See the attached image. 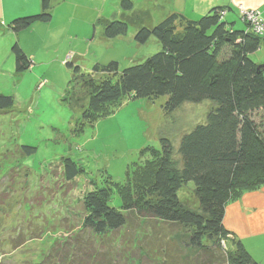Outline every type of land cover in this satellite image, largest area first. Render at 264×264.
<instances>
[{"label": "trees", "instance_id": "obj_1", "mask_svg": "<svg viewBox=\"0 0 264 264\" xmlns=\"http://www.w3.org/2000/svg\"><path fill=\"white\" fill-rule=\"evenodd\" d=\"M52 1L40 0V11L7 22L15 34L10 53L16 73L33 64L19 35L51 20ZM119 6L129 11L132 1L121 0ZM229 10L212 6L197 19L171 13L154 25H139L133 41L144 46L154 40L159 51L121 71L115 59L95 62L89 71L67 61L73 71L62 101L71 109L79 108L76 134L85 123L113 113L123 98L165 96L166 119L184 103L210 104L205 121L183 132L177 146L160 135V149L141 148L124 182L108 177L104 187L86 192L79 228L64 232L33 264H111L114 249L106 245L107 238L135 223L157 264H258L223 220L228 203L264 186V68H259L264 59L251 58L260 49L264 31L236 27L224 18ZM99 22L105 39L129 31L124 19L113 16ZM13 104L12 96L0 93V113ZM34 150L22 145L19 153L31 155ZM59 165L69 186L85 172L70 157H63ZM189 182L198 210L186 207L178 197ZM113 192L120 198V208L109 205ZM41 203L36 201V207ZM177 227L186 236L179 244L170 239ZM18 236L14 249L21 246L23 234Z\"/></svg>", "mask_w": 264, "mask_h": 264}, {"label": "rangeland", "instance_id": "obj_2", "mask_svg": "<svg viewBox=\"0 0 264 264\" xmlns=\"http://www.w3.org/2000/svg\"><path fill=\"white\" fill-rule=\"evenodd\" d=\"M98 4L103 6V2ZM100 7L87 14L95 17L87 27L75 17L73 29L60 37L46 38L33 27L20 33L19 43L33 62L22 73L15 72L10 53L15 34L7 24H0V93L12 96L14 101L11 110L0 113V264L38 262L64 232L79 228L86 192L104 187L108 177L124 182L126 170L138 161L141 148L160 149V135L168 136L177 146L183 132L205 121L208 101L184 103L166 119L162 109L165 96L154 100L123 98L113 113L92 124L85 123L78 134L74 132V123L81 116L79 108L71 109L62 101L73 71L67 61L89 71L95 62L115 59L121 71L140 63L143 55L159 51L152 43L139 49L133 39L129 41L131 33L134 35L132 28L118 39L103 40L99 35L88 39L94 31L102 32L99 19L111 20L117 10L107 1V14L99 16ZM237 8L242 22L254 25V21L241 16L242 5ZM258 52L251 57L254 61L264 59L263 38ZM22 145L35 150L31 155L20 154ZM63 157L78 161L85 171L70 186L61 175ZM193 188L192 182L187 183L178 197L186 207L198 210ZM36 201L42 203L36 207ZM109 205L120 208L116 192ZM21 233V246L14 249L13 243ZM185 237V230L177 227L170 239L179 244ZM143 241L138 223L111 234L106 241L114 249L111 264H157L155 253L144 247Z\"/></svg>", "mask_w": 264, "mask_h": 264}, {"label": "crops", "instance_id": "obj_3", "mask_svg": "<svg viewBox=\"0 0 264 264\" xmlns=\"http://www.w3.org/2000/svg\"><path fill=\"white\" fill-rule=\"evenodd\" d=\"M89 1L90 3L87 0H53L50 22L36 23L31 28L42 31L46 38H55L62 36L61 33L73 29L72 23L75 17L81 19L84 26L87 27L90 19H95V17L91 18L87 14L90 12L92 14L97 7H100L98 1L103 2V6L100 7L103 11L99 10L98 15L107 14L104 10V5H106L107 1H111V4L117 8L112 13V17L124 19L128 22L129 29L132 28L134 31L139 25H154L171 13H180L190 19H197L212 6L229 8L230 10L224 18L232 21L236 27H247L240 19L237 8L239 4L244 9L259 10L264 19V0H131L132 9L129 11H124L120 8L119 2L121 0ZM38 11H40V0H0V24L6 25L13 16L31 14ZM28 31L30 30L22 33ZM96 35H99L100 38L102 32L94 31L92 37L87 36V38L94 40ZM132 37L131 33L129 41L133 39ZM102 39L104 40L105 38L103 37ZM149 43H152L154 47L156 45L154 40ZM260 52L255 55L258 56ZM145 56L143 55L141 58ZM223 223L227 230L241 240L244 247L258 264H264V186L255 191L243 192L237 200L228 203L225 208Z\"/></svg>", "mask_w": 264, "mask_h": 264}, {"label": "built area", "instance_id": "obj_4", "mask_svg": "<svg viewBox=\"0 0 264 264\" xmlns=\"http://www.w3.org/2000/svg\"><path fill=\"white\" fill-rule=\"evenodd\" d=\"M241 10V16H243L244 18L247 17L248 20H252L254 21V25H252V29L257 32V33H261L264 31V21L261 18V16L259 15V11L257 10H244L242 8H240Z\"/></svg>", "mask_w": 264, "mask_h": 264}, {"label": "water", "instance_id": "obj_5", "mask_svg": "<svg viewBox=\"0 0 264 264\" xmlns=\"http://www.w3.org/2000/svg\"><path fill=\"white\" fill-rule=\"evenodd\" d=\"M259 68H264V63L262 65H260Z\"/></svg>", "mask_w": 264, "mask_h": 264}]
</instances>
